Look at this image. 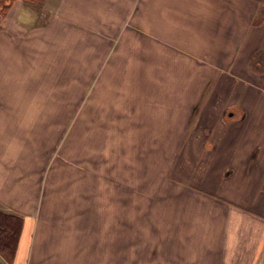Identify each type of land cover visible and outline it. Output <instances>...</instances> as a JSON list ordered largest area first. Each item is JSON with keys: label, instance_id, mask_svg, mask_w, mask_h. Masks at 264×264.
Returning <instances> with one entry per match:
<instances>
[{"label": "crops", "instance_id": "crops-1", "mask_svg": "<svg viewBox=\"0 0 264 264\" xmlns=\"http://www.w3.org/2000/svg\"><path fill=\"white\" fill-rule=\"evenodd\" d=\"M38 1L42 25L25 0L0 14V43L11 51L22 33L27 54H98L80 65L98 69L100 115L127 110L132 132L174 149L165 178L185 264H264V0ZM8 99L0 93V209L23 218L9 264H119V198L49 188V161L39 171L34 152L39 111Z\"/></svg>", "mask_w": 264, "mask_h": 264}, {"label": "rangeland", "instance_id": "rangeland-1", "mask_svg": "<svg viewBox=\"0 0 264 264\" xmlns=\"http://www.w3.org/2000/svg\"><path fill=\"white\" fill-rule=\"evenodd\" d=\"M14 1L0 0V14ZM25 2L42 14V25L46 14L41 3ZM23 36L15 34L14 44L8 45L11 51L0 43V93L8 94L7 107H16L12 98L22 94L18 106L39 111L33 117L40 130L39 149L34 152L42 159L39 171L49 161L45 165L50 169L46 185L80 187L88 199L101 191L109 198L112 194L119 198L120 220L114 231L119 239V264H185L190 253L185 252L182 228L177 223L183 216L174 203L175 189L165 178L174 149L155 146L159 133L132 132L130 127L139 125L127 110L123 116L100 115L101 82L95 79L98 69L80 65L86 56L92 59L88 64L95 61L96 52L60 49L27 54L31 40ZM107 59L112 60L110 56ZM27 61L29 66H23ZM174 137L169 132L168 142ZM111 232L102 228L104 235L111 236ZM1 263L9 261L0 252Z\"/></svg>", "mask_w": 264, "mask_h": 264}, {"label": "trees", "instance_id": "trees-1", "mask_svg": "<svg viewBox=\"0 0 264 264\" xmlns=\"http://www.w3.org/2000/svg\"><path fill=\"white\" fill-rule=\"evenodd\" d=\"M22 225L21 216L0 209V252L9 262L15 256Z\"/></svg>", "mask_w": 264, "mask_h": 264}]
</instances>
